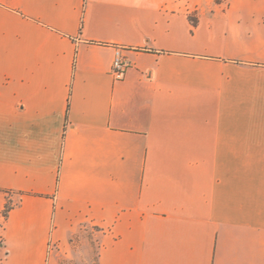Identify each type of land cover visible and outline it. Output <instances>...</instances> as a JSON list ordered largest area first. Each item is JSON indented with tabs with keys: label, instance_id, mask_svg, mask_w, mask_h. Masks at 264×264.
Listing matches in <instances>:
<instances>
[{
	"label": "crops",
	"instance_id": "0c3cea01",
	"mask_svg": "<svg viewBox=\"0 0 264 264\" xmlns=\"http://www.w3.org/2000/svg\"><path fill=\"white\" fill-rule=\"evenodd\" d=\"M0 193V264H264V0H0Z\"/></svg>",
	"mask_w": 264,
	"mask_h": 264
},
{
	"label": "rangeland",
	"instance_id": "374dc122",
	"mask_svg": "<svg viewBox=\"0 0 264 264\" xmlns=\"http://www.w3.org/2000/svg\"><path fill=\"white\" fill-rule=\"evenodd\" d=\"M4 195L3 199L0 198V235L4 222V205L8 194ZM10 206L13 205L12 200L9 202ZM71 246L69 249L62 250L56 249V257L59 264H97V251H98V230L90 223L83 224L71 238ZM2 253H0L1 256Z\"/></svg>",
	"mask_w": 264,
	"mask_h": 264
},
{
	"label": "built area",
	"instance_id": "2783aa9c",
	"mask_svg": "<svg viewBox=\"0 0 264 264\" xmlns=\"http://www.w3.org/2000/svg\"><path fill=\"white\" fill-rule=\"evenodd\" d=\"M128 66V61L122 52V49L117 47L115 49L114 57L112 59L110 73L115 80L123 78L125 70Z\"/></svg>",
	"mask_w": 264,
	"mask_h": 264
},
{
	"label": "trees",
	"instance_id": "16d2710c",
	"mask_svg": "<svg viewBox=\"0 0 264 264\" xmlns=\"http://www.w3.org/2000/svg\"><path fill=\"white\" fill-rule=\"evenodd\" d=\"M216 1H220V0H216ZM191 21H192V23H195V19L192 18ZM9 202H10V199L6 198V202H5V205H4V213H2V215H4V217L7 215L8 211L12 207V206H10Z\"/></svg>",
	"mask_w": 264,
	"mask_h": 264
}]
</instances>
